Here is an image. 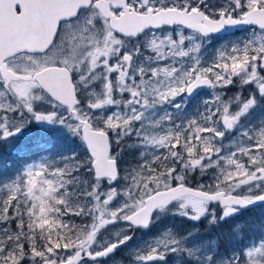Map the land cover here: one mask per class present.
<instances>
[{
    "label": "snow or ice",
    "instance_id": "6c2138e0",
    "mask_svg": "<svg viewBox=\"0 0 264 264\" xmlns=\"http://www.w3.org/2000/svg\"><path fill=\"white\" fill-rule=\"evenodd\" d=\"M37 129L64 143L29 156ZM0 149V264H264V0H0ZM166 217L196 223L142 246Z\"/></svg>",
    "mask_w": 264,
    "mask_h": 264
},
{
    "label": "rangeland",
    "instance_id": "374dc122",
    "mask_svg": "<svg viewBox=\"0 0 264 264\" xmlns=\"http://www.w3.org/2000/svg\"><path fill=\"white\" fill-rule=\"evenodd\" d=\"M167 32H171V29H166ZM190 31V30H188ZM234 33V32H233ZM158 34H160L158 32ZM248 35H250L249 32L246 33H235L233 35H229V36H223L221 34V36H223L224 38H219L220 36H214L212 37L210 40H208L202 48V52H203V57H202V61L205 63V66L211 65V63L213 62V60L215 58L218 57L219 52L223 49H226L228 47H230L231 44L237 42L238 40H243L245 37H247ZM232 87V86H231ZM234 87H238V84L235 85ZM208 95H214V91H210L208 93ZM207 99V97H205ZM119 99V98H118ZM118 110V109H117ZM172 111H175L174 109H170ZM108 111H111V109H109ZM104 114V113H102ZM189 115L192 114L191 110H189ZM47 133L48 132H44ZM59 138V137H58ZM64 143L63 140H56V139H49V137L47 136L46 138L44 137H40L39 138H35L34 141H28L25 144H27L28 146H34L33 151H29L27 150V153L29 156L39 152L41 156H47L48 153L47 152H41L40 150L43 148H49V149H57L58 150V146L62 145ZM79 143V142H77ZM73 147H76L75 145ZM77 151H80L79 147H76ZM5 154V156H3V154ZM0 159L4 160L5 162H7L9 165H11L12 167H10L9 169L6 170H0V179L5 178L6 175H10L12 169L16 166L15 161L17 160V157L14 153H9L3 149H0ZM140 159L139 155L137 152H126L121 161H120V167L125 170L122 171L121 175H125L126 171L129 169V166L131 165L132 167L136 166V162ZM30 162V161H29ZM204 175H208L210 177V181L209 183H212V171L209 170L206 174ZM123 184V182H122ZM219 208V207H217ZM263 213H264V208H263ZM172 217H166L163 219V222L160 223L158 226L154 227V229L157 231L158 229H160L159 231H163L165 226H171L173 224L178 225V229L180 228V226L183 225L182 221L183 219L181 218L182 221H176L175 218L174 220H171ZM66 220H70L68 217H65ZM187 221V220H186ZM74 223H84L82 221H73ZM87 222V221H86ZM164 223V224H163ZM190 225H194L196 222H189ZM2 226V225H0ZM248 226V230L251 232L250 234H252L253 236L255 235L256 231L258 229H260V225L258 224H247ZM9 227H12V225H10ZM160 232H157L155 234V236L153 235V238H145L142 237L141 233L137 234V237L141 238L140 243L143 246L145 241L148 242H152L159 234ZM255 242V241H253Z\"/></svg>",
    "mask_w": 264,
    "mask_h": 264
},
{
    "label": "flooded vegetation",
    "instance_id": "af4514ba",
    "mask_svg": "<svg viewBox=\"0 0 264 264\" xmlns=\"http://www.w3.org/2000/svg\"><path fill=\"white\" fill-rule=\"evenodd\" d=\"M247 31H245V29L243 28V29H236L235 31H234V33L232 32V34H228V33H225V34H222L224 37L225 36H229V35H233V34H235V33H246ZM218 36V35H217ZM219 36H221V35H219ZM239 87V86H238ZM238 87H234V86H232V87H230L229 89H224V90H222V91H224L225 93H226V95L227 96H229V97H231L232 95H234V94H238ZM205 91L207 92V93H209L210 91H214V94H215V92L217 91V90H213V89H205ZM248 91H250V89H248V88H246V89H244L243 90V93L246 95L247 94V92ZM211 97H212V95H208L207 96V99H211ZM117 98H120L119 97V94H117ZM49 137V139H56V140H62V138H58V136L55 134V133H53V132H48V135H47V133H44V132H42L41 130H39V129H37V130H34L31 134H30V136H29V138H26L23 142H22V144H25L26 142H28V141H34V139L35 138H39L40 139V137H44V138H46V137ZM26 145V144H25ZM28 146V145H27ZM29 151H30V149H28ZM5 154L6 153H4L3 154V156H5ZM192 175H194V174H190V176H192ZM209 181H210V177L208 176V175H203V176H200V175H196L195 176V179H189V181H188V183H189V186H196V185H198V184H210L209 183ZM218 207V206H217ZM261 207H263V206H261ZM217 212H219V208H217ZM69 218V217H68ZM79 218V220L80 221H82V222H86L87 220H86V218H83V217H78ZM248 218H249V215H248V212L242 217V221L244 222V223H246V225L248 224ZM171 220H174V218L172 217L171 218ZM175 220L176 221H182L181 220V218H179V217H175ZM190 221H186V220H183L182 221V223H183V225L182 226H180V228L178 229L179 231H185L186 229H189V228H191L193 225H190V223H189ZM164 224V223H163ZM263 225H262V227H264V220H263V223H262ZM199 227H200V230L201 231H204V229H205V224H204V222H200V224H199ZM160 229H158L157 231L153 228L150 232L148 231V230H138L137 232H136V237H137V234L138 233H141V235H142V237H145V238H153V235L155 236V234L157 233V232H160L159 231ZM249 233H251L250 231H249ZM118 255H119V253H118Z\"/></svg>",
    "mask_w": 264,
    "mask_h": 264
},
{
    "label": "trees",
    "instance_id": "16d2710c",
    "mask_svg": "<svg viewBox=\"0 0 264 264\" xmlns=\"http://www.w3.org/2000/svg\"><path fill=\"white\" fill-rule=\"evenodd\" d=\"M33 147L34 146L30 147L31 151H33V149H34ZM263 208H264V206L263 207L257 206V207H253L247 211L248 215H249V218H248L249 224H258L259 223L260 227L263 225L262 224L263 220H264ZM69 219L72 221H79L78 217H69Z\"/></svg>",
    "mask_w": 264,
    "mask_h": 264
},
{
    "label": "water",
    "instance_id": "95a60500",
    "mask_svg": "<svg viewBox=\"0 0 264 264\" xmlns=\"http://www.w3.org/2000/svg\"><path fill=\"white\" fill-rule=\"evenodd\" d=\"M238 29H243V27H241V28H238ZM236 29H232V30H230L231 32H234ZM225 34V33H224ZM217 35H219V34H217ZM256 206H259V205H255V206H252V207H256Z\"/></svg>",
    "mask_w": 264,
    "mask_h": 264
}]
</instances>
